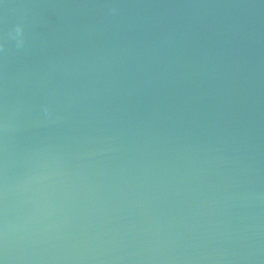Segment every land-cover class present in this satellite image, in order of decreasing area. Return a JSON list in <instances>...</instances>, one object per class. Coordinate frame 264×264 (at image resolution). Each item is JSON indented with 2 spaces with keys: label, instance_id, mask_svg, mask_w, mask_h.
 <instances>
[{
  "label": "water",
  "instance_id": "95a60500",
  "mask_svg": "<svg viewBox=\"0 0 264 264\" xmlns=\"http://www.w3.org/2000/svg\"><path fill=\"white\" fill-rule=\"evenodd\" d=\"M0 45V264H264V0H0Z\"/></svg>",
  "mask_w": 264,
  "mask_h": 264
},
{
  "label": "clouds",
  "instance_id": "9594fccd",
  "mask_svg": "<svg viewBox=\"0 0 264 264\" xmlns=\"http://www.w3.org/2000/svg\"><path fill=\"white\" fill-rule=\"evenodd\" d=\"M21 34H22V29L19 26H17V28L15 29V32H14V34H12V36H13V39H16L18 47L23 45V40L20 39ZM0 48H2V45H0Z\"/></svg>",
  "mask_w": 264,
  "mask_h": 264
}]
</instances>
